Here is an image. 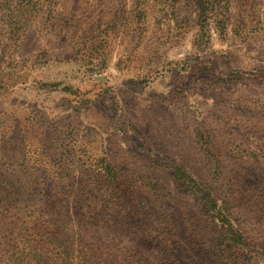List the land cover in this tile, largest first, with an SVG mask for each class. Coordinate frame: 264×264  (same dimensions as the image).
Returning <instances> with one entry per match:
<instances>
[{
    "label": "rangeland",
    "instance_id": "374dc122",
    "mask_svg": "<svg viewBox=\"0 0 264 264\" xmlns=\"http://www.w3.org/2000/svg\"><path fill=\"white\" fill-rule=\"evenodd\" d=\"M0 264H264V0H0Z\"/></svg>",
    "mask_w": 264,
    "mask_h": 264
},
{
    "label": "trees",
    "instance_id": "16d2710c",
    "mask_svg": "<svg viewBox=\"0 0 264 264\" xmlns=\"http://www.w3.org/2000/svg\"><path fill=\"white\" fill-rule=\"evenodd\" d=\"M36 256L40 257V254H38V255H36Z\"/></svg>",
    "mask_w": 264,
    "mask_h": 264
}]
</instances>
